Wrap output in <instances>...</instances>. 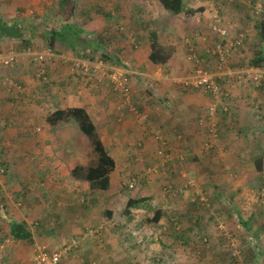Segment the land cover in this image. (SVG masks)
<instances>
[{
    "label": "crops",
    "instance_id": "crops-1",
    "mask_svg": "<svg viewBox=\"0 0 264 264\" xmlns=\"http://www.w3.org/2000/svg\"><path fill=\"white\" fill-rule=\"evenodd\" d=\"M194 1L196 0H182L183 13L173 15L160 8L157 5V0L147 2H141V0H0V53L10 49L18 54L43 52L48 49V46L41 36L42 31H45V34L52 31L60 32L72 37V40L75 38L79 41L77 47H74L75 49L72 47L69 53L55 55L45 60L42 69L46 72L48 82L37 81L36 73L40 67L36 63H32L30 57L29 59L27 57L20 59L11 69H0V126H7V129L0 128V142L5 143L6 133H15L14 139H24L21 140L20 145H30L28 140L31 136L28 132L31 131V126L35 134L33 140L34 142L37 140L38 146L36 153L31 151L32 160H39L41 153H45L48 162L43 160L36 163L42 166L52 165L56 169L41 180H38L37 177V185L33 184L34 190L32 188L28 193L32 197L31 206L26 205L20 199L17 204H14L13 196L19 192V185L14 182L17 178L0 181L1 198L6 201L8 212H10V208L17 211L16 207L21 206L23 213L32 215V223L38 228V236L43 237V242L46 237L53 236L57 240L54 242L56 244L59 239L64 242L65 237L68 238L70 235H81L79 238L82 241V249L74 257L76 264H98V262L100 264H123L145 258L152 259L154 251L152 252L151 249L145 254H143L144 252L135 255L132 253L133 247H129V245L136 239L134 236L145 235L143 240L138 239L142 251H146L148 246L157 245L155 250L160 252V248L165 247L163 241L166 239L165 236L152 234L155 229L165 224L164 217L156 226L152 227L148 220L152 219L153 214L152 212L146 214L142 205L130 209L125 215H122V210L121 213L115 212L109 205V203L112 204L115 195H119V191L116 190L117 194L111 195L112 178L121 174L122 168L127 167L126 171H130L134 166L133 160L135 159H131V157L133 149H136L137 141L143 145L142 152L144 151L146 156L145 168L160 166L161 159L155 156V144L150 139L151 133L159 134L166 140L167 154L171 155L172 160H185L186 152L195 154L198 160L195 165L200 169L202 166L204 168L202 173L205 175L204 177H207L201 185L200 191H203L202 188L205 185H214V181L222 185L216 191H208L212 199L211 204L220 205L211 209L216 214H224L228 205L233 214H240L237 208L241 204L240 194L243 187L245 188V198H247L252 180L263 178V175L254 171L249 174L247 168L254 165L260 154L264 155V136H261L264 134V126L261 124L264 120V97L262 95L264 88L254 90L253 87H257L254 82H251L250 85L242 86L240 84V88L234 89L232 96L221 107L227 112L224 113L223 109H219L214 122L215 126L217 125L219 128L220 134L217 148L222 146L221 154L222 157H225L227 166L232 168L235 165L238 170L241 168L242 171V179L239 180L240 177L235 175L229 182L231 184L239 180L242 183L241 188L236 190V185L232 191L234 199L239 192L235 201L225 202L224 199L227 189L223 183L227 182L226 180L230 176H226L225 172L221 170L216 178L214 177L215 173H209L210 171L215 172L212 169L214 163L207 157L206 152L200 150L203 149V144L207 140L208 130L204 126H198V120L205 115L210 100L203 92H185L178 82L180 77L186 76L192 70L191 64L186 61L187 48L193 47L194 53L198 57L206 58V50L213 41L207 24L210 18L211 2L210 0H198L197 3L191 5ZM243 1L229 0V3L228 1L223 3L216 0L214 7L219 9L222 14L227 12L228 16H230L229 11L235 10V15L228 17V22L231 25V21H234L244 30V26H248L254 17L253 11L258 12L264 7V0H249L248 3ZM232 3L236 5H232ZM223 5H226V11L220 8ZM247 5L248 7H246ZM251 5L252 7L255 5V8H252ZM188 10L195 11L196 14L187 15ZM199 10L201 11L199 12ZM58 13L61 14L60 18L55 17ZM255 30V34L251 32L252 30H244L249 32L250 36L243 50L245 51L243 55L246 56L245 60L239 59L235 55L236 57H232V63L235 62L232 64L234 67L231 68H238L235 65L243 61H250L254 46L256 50L260 47L259 39H251L258 35V30ZM152 31L156 33L162 45L170 46L172 50L169 61L161 66L153 65L148 59L150 54L148 37ZM180 36H183L182 41L179 39ZM131 38H135L137 44L136 42L130 43ZM101 57L108 59L105 64L111 68H113L112 65L114 67L119 65V63L115 64L119 58L120 64L128 63L130 68L125 70L130 71L132 97L134 104L139 109L141 108L144 118L142 123L131 125L130 128L126 126V123H129L127 119V122H123L124 126L120 127L115 122V113L108 106L113 100L115 101V97L111 99L107 98L106 94L104 95L110 89L108 80L105 79L107 84H102L99 79H95L96 76L82 77L74 66L75 61L86 62V60L97 65L100 63ZM211 62V60L206 61V67L213 70L214 65H211ZM249 67L251 66L249 65ZM131 79H133V83ZM6 80H11L15 87H20V89L14 88L13 85L12 87L7 86ZM233 81L234 79H232L230 88L236 87L233 86ZM105 87L106 89H104ZM115 103L111 105L113 106ZM67 108L85 109L91 121L96 125L99 135L102 134L101 138L103 137V139L101 140L104 146L110 151L109 154L114 160L115 169L111 175L110 187L105 192L90 190L87 183L78 181L71 174L75 167L89 165L88 158L83 153V150L86 149L85 143L83 144L85 136L74 129L75 124L69 121L50 126L47 123V117L52 112ZM148 124L151 127L150 131H148ZM37 126L41 130L39 133L35 132ZM8 127H16V129ZM257 147L263 149V153L257 151ZM251 149L255 153L249 159ZM117 150L125 151L121 153L120 159L115 158L113 151ZM235 151H237L236 155L233 154ZM234 161L237 162L231 163ZM21 165L23 166L24 163ZM172 166L176 169L174 164ZM169 168L170 165H167L165 172L160 169L159 178L161 180L165 177L169 179V174H167ZM181 168H184V165ZM142 170L144 169L141 167L140 171ZM191 171L197 173L199 169L194 167ZM23 175H21V181L28 180V176ZM250 177L252 179H249ZM199 179L201 180V178ZM176 181H179V178L173 179V182ZM7 189L9 191H6ZM250 189L252 190L251 187ZM105 193H109L108 195L111 196L107 197ZM159 195L161 194L147 197L140 195V197L152 198L154 196L156 199H162ZM191 196L193 198L198 196L201 201L204 200L199 192ZM216 197H219L222 202L218 203ZM229 200L231 201L230 198ZM1 203L0 200V216H3L4 220L7 215ZM180 208L182 207L178 208L179 211H183ZM81 212L83 213L81 214ZM55 213L62 215L60 217L62 221L56 223L50 219L49 215ZM192 213L197 214L198 211L192 208ZM244 213L250 214L247 210L242 211V214ZM242 218H238V220L244 222ZM14 222L16 221L14 220ZM19 222H23V220ZM25 222L27 223V221ZM252 222H248L246 226H242V223L239 224L240 227L236 225L230 231L236 233L238 230L246 232L252 229V244L257 251V253H252L260 254L262 257L264 255V238L259 239V236L262 237L264 234V221L262 223L260 221ZM256 223H259V226H255ZM27 224L29 230L30 225ZM219 224L222 223L214 224L212 219L204 217L199 223L198 220L195 221L196 226L193 229H198L197 231L204 232L209 236L215 225L219 234L217 230ZM90 226H94V229H91V231L93 230L92 237H90L91 232H84ZM30 234L31 240H34L35 234L33 232ZM94 235H96L95 238H93ZM216 236L215 232L211 235L212 248L215 249L216 255L213 256V259L206 261V264H226L223 261L219 263V256L222 254L219 247L221 237ZM79 238L77 237V239ZM153 238L157 244H153ZM37 240L40 239L37 237ZM2 241L0 238V243ZM21 242L25 243L24 241L19 243ZM22 252V261L29 264L31 258L26 260L28 254L26 251ZM141 254L144 257H141ZM131 257H136V259ZM260 259L258 258L259 263H261ZM65 260L66 264H74L73 261L68 262L67 256L64 257Z\"/></svg>",
    "mask_w": 264,
    "mask_h": 264
},
{
    "label": "rangeland",
    "instance_id": "rangeland-1",
    "mask_svg": "<svg viewBox=\"0 0 264 264\" xmlns=\"http://www.w3.org/2000/svg\"><path fill=\"white\" fill-rule=\"evenodd\" d=\"M198 0L194 1L192 4L190 2L191 5L197 3ZM203 1V0H200ZM226 2L229 0H219V2ZM236 0H234L235 2ZM243 1V0H242ZM245 1V2H244ZM244 3H248L249 0H244ZM211 4V12H210V18H209V23H207L208 25H210V19L212 14L214 13V11H216L217 9L214 7V3L216 2V0H210ZM235 3H232V5H234ZM236 5V4H235ZM248 7V5L246 6ZM252 7V5H251ZM222 8L224 11H226V5H223ZM232 8H234V6H232ZM255 8V5L252 7ZM264 7L262 9H260V11L256 12L253 11L254 13V17L252 18L251 23L248 26H244V30H248L251 31L252 33L255 34V29L259 30V22L260 19L263 15V19H264ZM218 11V10H217ZM223 11V12H224ZM229 11V10H227ZM219 12V11H218ZM256 12V13H255ZM220 13V12H219ZM229 15H235L236 11L232 10L229 11ZM261 14V15H260ZM221 15V14H220ZM224 15V16H223ZM222 16L224 17V21L227 22L228 21V14L227 12H224V14H222ZM56 18H60L61 14L58 13L57 16H55ZM231 27L229 28L227 26V28L230 29V33H232L233 35H239V34H243L244 35V40L243 42L236 47V51H235V55L237 57H239V59H244L243 56L245 54V51H243L245 49V44L246 42L249 40V32H245L244 30L241 29V27L239 25H237L236 22H232L231 21ZM208 31L210 33V35L213 37L212 32L208 26ZM210 36V37H211ZM183 36H180L179 39L182 41ZM252 40H258L259 39V31H258V35L251 37ZM133 42H136L133 41ZM215 43V39H213L212 44ZM137 44V42H136ZM209 48V47H208ZM255 46H254V50L253 52H255ZM236 56H232V57H236ZM198 57V56H197ZM232 57L230 58V67H234L232 64L235 63L233 61L232 63ZM199 60H201L203 62V68L206 69L207 71H212L211 69H208L206 67V61L211 60V58L209 57V55L206 53V58L203 57H198ZM212 61V60H211ZM123 67H117V66H113V68L108 67L106 65L101 66L100 67V71L98 73H94L93 69L90 70L89 75L87 76L88 78L90 77H95V79H99L100 82H102V84H107L106 80H108L109 85H110V89H108V91L106 93H104V95H107V98H111L113 99L115 97V101L113 100L112 103L116 102L115 105H111L112 103L108 104L109 108L113 111V113H115V117L116 120L115 122L120 126L123 127V122H127L129 121V123H126V126L131 128V125H138L140 123H142V121L144 120L143 118V114L142 112H140V110L138 108L134 107V101H133V97H132V88L129 89V93L127 95V99L123 96V94L117 90H115L114 88V84L112 81L114 80H122L124 77L128 79L129 83H130V87H132L131 81H130V71L129 70H125V69H129L130 67H128V63L127 62H123L122 63ZM211 65H214V61L211 62ZM235 67L238 68H232L233 70H243L247 67H249V61H243L242 63H239L237 65H235ZM37 74V73H36ZM246 74L249 76H244V77H240L237 80L233 81V86H236L235 88H230V84H232V80L229 79H225L224 81L220 82L221 85V89H222V96L224 98V100H221L220 103L216 106L215 108V112L213 116H210L208 113V110L206 109L205 115L200 117V120H198V126H204L207 128L208 130V136H207V140L205 141V144H203V149H200L201 151L206 152L207 157H209L214 165L212 167V169L215 172L210 171L209 173H215L214 177L216 178V175L219 174L218 172L221 170L223 172H225L226 176H230L225 182L223 183V185H225L226 187V191H225V202H233L235 201L238 196H239V192L238 194H236V197L234 199V197L232 196V191L234 189V187L236 186V190L242 187V183L239 182L240 179H242V171L241 168L238 170V167L233 165L232 168L227 166V162L225 157H222L221 154V148L222 146L217 148V145L219 142V128L217 127V125L215 126L214 122L215 119L217 117V113L219 111V109H223L221 108L222 105L224 104V102L226 100H228L230 98V96H232V91L236 88H240V84L243 86L245 85H250L251 82H254V85H257V87H253L254 90H257L259 88H264V70L258 69V71L255 72H251V70H247ZM38 74L36 75V79L37 81L40 82H48L47 78L44 79H40L38 76ZM99 76V77H98ZM106 79V80H105ZM92 80V79H89ZM94 80V79H93ZM132 83H133V79ZM243 82V83H242ZM236 83V84H235ZM263 84V86H261ZM91 86V85H90ZM13 87L16 89H20V87H15V85L13 84ZM86 89H89L88 87H86ZM106 89V87L104 88ZM110 91V92H109ZM113 95V97H111ZM264 97V94H262ZM210 104V103H209ZM210 107V105L208 106ZM226 107V105H225ZM224 107V108H225ZM123 110H127L126 114L122 113ZM225 112H227L226 110H222ZM131 117H130V114ZM128 119V120H127ZM131 119V120H130ZM127 120V121H126ZM119 121V122H118ZM261 122V121H260ZM262 126H264V120H262L261 122ZM76 126V125H75ZM74 129L76 131L77 127ZM148 131H150V125L148 124ZM209 127H210V131H209ZM0 128L2 129H7L6 127H2L0 126ZM10 129H16V127H8ZM121 129V128H120ZM30 130L29 136H31V138L28 140V142L30 143V145H20L21 139L19 138L18 140L14 139L16 134H8L6 133L5 136V143L1 144V147L4 148V154L0 156V181H5L7 179H15L17 178L16 175L17 174H23L27 175L29 172L32 171V166L30 165H25L22 166L21 164H18V159L19 156L26 153H29V151H34V153H36L38 146H37V140L35 139V134L30 126ZM41 130L38 128H35V132L39 133ZM33 136V137H32ZM100 136H102V134H100ZM261 136H264V134H261ZM4 139V138H3ZM28 139V138H27ZM103 139V137L101 138ZM33 140V141H32ZM25 142V141H24ZM85 143V144H84ZM83 144L85 145V148L83 150V153L87 156L88 158V162L90 163V159L91 155L93 154L90 150L89 147V142L88 139L86 137L83 138ZM143 146V145H142ZM136 149H133V154L131 159H135L133 160L134 166L131 167L130 171H126L127 167L122 168V171H120L121 174H117L115 175L114 178H112V183H111V195L117 194L116 191H119V195H115V198L112 202V204L109 203L111 209H114L115 212L117 213H121V210H123V208L126 205L127 200L131 197L137 198V196L139 195H144L145 197L150 196V195H158L161 194L159 196H161L162 199H156V197L152 196V199H150L151 205L152 207H162L163 206V210L167 211L168 214H173L174 211L178 210L179 207H182L180 209H184L185 207H189L187 205L188 202H194V198L191 196L192 194H197L199 192L200 195H202L204 197V204H197L196 206H198L200 208L199 212L203 217H209L210 219H212V223L214 222V224L221 222L222 224L217 225V230L219 231V234L216 231V225L214 226V229L212 230V234L215 232L216 233V237H223L226 235V237H229L230 241L229 243H231V245L233 246V249H235L234 254L237 255L236 259H242L241 257L244 256L243 254H245L247 247H249L251 249L252 252H256V248L253 247L252 244V237L249 233L253 232V230L251 229L250 231H246L244 232V230H238V232L234 233L231 232L230 229H233L235 227H231V228H227L226 225L227 223L233 218V219H237V217L242 218V220L244 222H249L251 223H255L260 221L261 223L264 221V174H263V178L259 177L257 179H253L251 185H249L252 190L250 189V187L248 188V194H247V198H245V188L243 187V190L240 194V201L241 204H239V207L237 208L240 212V214L235 215L231 212V210H229V205L225 208V213H221V214H216L214 213L211 209L217 206H220L219 204L215 203V204H211V200L207 199V197H205V194L203 191H200V187L201 185L204 183V180L207 179V177H204L205 175L202 173L203 172V167L201 166L198 167L196 164V162L198 161L195 154H193V152H186L185 155V160H181V159H175L172 160L171 155L167 158L166 161H164L163 159L160 162V166L159 167H146L144 166V162H145V154L144 151L142 152L143 149H141V147L138 145V141L136 143ZM223 149V148H222ZM252 149H254V147H252ZM251 149L250 153V157L249 159L252 158V154L255 153V151H253ZM165 150H167V146L165 145ZM257 151L263 153V149H261L260 147H257L256 149ZM172 151V150H171ZM115 152V158L120 159V155L122 152L125 151H113ZM174 152V151H172ZM224 152V151H223ZM129 153V152H128ZM153 153V152H151ZM234 155L237 154V151H235L233 153ZM32 155V154H31ZM240 155H242V153H240ZM261 155V154H260ZM155 156L157 157V155L155 154ZM166 156V155H165ZM259 157V156H258ZM154 160V158H153ZM172 160V161H171ZM196 160V161H195ZM225 162V163H224ZM237 161L231 162V163H236ZM28 163V160L24 161V164ZM172 164H174V166L176 167V169L172 166ZM167 165H170L169 171L167 172V174H169V179L165 177V179H160L159 176L161 174L160 169H163V171L167 168ZM184 165V168H181V166ZM215 166V167H214ZM120 167V166H119ZM143 168L144 170L140 171V168ZM196 168L199 169V171L196 172H192L191 169L192 168ZM51 168V166H50ZM52 173L56 170L54 167H52ZM121 168V167H120ZM248 168V173L251 174V172H256L254 169V165H251ZM58 169V168H57ZM65 169V168H63ZM172 170V171H170ZM137 171H140L139 173H137ZM150 171V172H149ZM148 172V174H147ZM157 172V173H156ZM165 172V171H164ZM202 173V175H200ZM207 173V172H206ZM136 175H143L141 176V178L139 179V181L137 182V184L134 186V188L130 189L128 188V185L131 181V179L133 177H135ZM145 175L149 176V178L145 179L144 181H142V179L145 177ZM200 175V176H199ZM235 175L237 177H240L239 180H236L234 183L229 184V182L231 181V179H233V177H235ZM199 176V177H198ZM175 178H179V181L173 182V179ZM201 178V180L199 179ZM249 179H252V177H250ZM29 180V178H28ZM165 180L164 182H161ZM220 181V180H218ZM16 184L20 185L19 182L16 180L14 181ZM29 184V189L34 190L33 187V183L31 181ZM10 184V183H9ZM6 185V184H4ZM21 186V185H20ZM18 186V187H20ZM222 186V185H220ZM22 187V186H21ZM116 190V191H115ZM217 189H211V191H216ZM6 191H9L8 189ZM23 190H20L17 194H15L13 196V202L14 204H17V201L23 200L24 203H26V205H30L32 204L31 202V195L29 194H24L22 195ZM206 195L208 196L209 192L206 191ZM8 194H11V192H8ZM107 197H110L111 195H108L109 193H105ZM13 195V194H12ZM167 195V196H166ZM171 195V196H169ZM10 197V196H9ZM229 198L231 199V201L229 200ZM1 200V204H3V208L6 211V215L7 218L3 220V216H0V238L1 240H3L0 243V264H27V262L22 261L21 259V255H22V251H26L28 256L26 260H29L31 258V261L29 264H34L36 258H38V253L40 251L44 252V253H51V252H61L63 253L62 258L63 260L61 261V264H66V260L64 261V257H68V262H72L74 264L75 263V255L77 254L78 251H81L82 246H81V235L79 236H73L70 235V237L66 238L65 237V241L63 242L61 239H59L56 244L54 242H56L57 240H55V238L52 237H46L45 241L43 242V237L40 238V235L38 236L37 233V227L35 225H33L32 223V215L31 214H25L22 211V207H16L17 211H13L12 208H10V212H8L7 210H9V208L6 205V201H4L3 198L0 199ZM105 200V199H102ZM9 201V200H8ZM196 201V200H195ZM220 201V200H219ZM218 201V203H219ZM222 201H220L221 203ZM162 203V204H161ZM224 203V202H223ZM247 207V209H246ZM248 211V213H250L249 215L247 214H242V211ZM263 210V211H261ZM261 211V213H260ZM83 212H81L82 214ZM188 215L185 216V221H190L193 222V215L190 212H187ZM258 213V214H256ZM4 214V213H3ZM142 214V213H141ZM229 214V216H227ZM195 215V214H194ZM62 215L60 213H55L54 215H49L50 219L55 221L56 223L58 221H62L61 217ZM175 216V215H174ZM236 217V218H234ZM12 218V219H11ZM43 218V217H41ZM202 218V217H201ZM9 219V220H8ZM11 219V220H10ZM14 220L16 222H19L21 220H23V222L25 224H27L29 226V231L33 232L35 234V239L34 240H29V241H24L25 243L20 241H14L13 239H10L8 236V227L10 225V222ZM27 221V223L25 222ZM182 220H174V223L171 225L170 222H168L166 220L165 217V224H163L162 226H159L158 229H155L152 234H157V235H163L165 236V240L164 241V245L165 247L163 249L160 248V252L156 251L155 249H157V245L154 246H148L146 247V251H142L141 249V243L138 242L139 240H143V238L145 237V235H142L141 237L138 236H134V238H136L134 241H132V244L129 245V247H133L132 253L137 254V253H142L145 254V252H147L149 249H151V251H154L153 256H155V258L153 257V259H148L145 258L143 260V264H202L201 260L202 259L198 256V251L200 252V250L203 248L200 244L202 237H206L209 239V247H212V241H211V235H201L198 237V235L201 234V232L197 231L198 229H196V233L195 234H191L192 236H189V230L192 229V227H190L185 221ZM238 226L240 227V225L238 224ZM255 226H259V223H256ZM36 227V229H35ZM94 229V226H90L87 229L84 230L85 233H87V230H91ZM160 229V230H159ZM177 229H184L181 230L183 231L182 236L184 237L183 240L177 239L176 236V231H178ZM241 229V228H240ZM7 231V232H5ZM93 231V230H92ZM194 232V230H192ZM264 231V230H263ZM185 233V234H184ZM138 235V234H137ZM260 235V234H259ZM264 234H262V237L259 236V239L264 238L263 236ZM37 237L40 240H37ZM77 237L79 239H77ZM92 237V236H90ZM88 237V238H90ZM96 235H94L93 238H95ZM153 237V236H152ZM256 238V236H255ZM253 238V239H255ZM73 242V243H72ZM154 242V243H153ZM153 244H157L154 241L153 238ZM63 244H65L63 246ZM72 245V246H70ZM205 245V244H204ZM207 248V247H205ZM162 252V253H161ZM143 254H141V257ZM238 256L240 258H238ZM84 257V256H83ZM150 257V256H147ZM132 259H136L131 257ZM153 260V262H152ZM243 260V259H242ZM146 261V262H145ZM244 261V260H243ZM253 262L251 264H258L259 260L258 257L256 256L255 260H252ZM80 262H83V260H80ZM138 264V261H132L130 263L124 262L123 264ZM232 263V262H231ZM98 264H100V262H98ZM109 264V263H108ZM111 264V263H110ZM230 264V263H228Z\"/></svg>",
    "mask_w": 264,
    "mask_h": 264
},
{
    "label": "trees",
    "instance_id": "trees-1",
    "mask_svg": "<svg viewBox=\"0 0 264 264\" xmlns=\"http://www.w3.org/2000/svg\"><path fill=\"white\" fill-rule=\"evenodd\" d=\"M147 1H149V0H141V2H147ZM157 5L160 8H163V9L171 12L173 15L183 13L182 0H157ZM217 10L219 11V9H217ZM200 11L201 10H199V12ZM219 12L222 15V12L221 11H219ZM194 14H196L195 11H191V10L187 11V15L192 16ZM258 26H260L259 30H258L259 31L260 47L258 48V50H256L255 52L252 53V57L249 61V65L252 68L264 70V19H263V15L260 19ZM44 34H45V31L44 32L42 31L41 36H42L44 42L46 43V45L48 46L47 48L53 52L54 56L55 55L60 56V55H64L66 53H69V51H71V48L73 47V49H75L77 47V43H79V41L77 39L74 38L72 40L71 39L72 37H68V36H66L60 32L57 33L55 31H52V32H49L45 35ZM148 38H149V43H150V54L148 57L149 61L155 66H161V65L166 64L169 61L170 56L172 54V50L170 49V46L162 45L159 41V38L157 37V35L154 31H152L150 33ZM214 39H215V43L218 42V38H214ZM135 40H136L135 38H131L130 43H132ZM99 60H100V63H102L103 65H106L105 62L108 59H106L105 57H101ZM113 60H115V59H113ZM117 63H119V65ZM115 64H117L115 66L123 68V65L120 64V58H119V61L115 62ZM120 65H122V66H120ZM39 67L40 68H39V71L37 72V74H39L40 72H43V74H41L39 78L45 80L47 78L46 72L42 69V64L39 65ZM89 73L87 75H84V74H82V72H80L82 77H87L89 75ZM189 74H187V75H189ZM125 81H126V85L128 86V88L131 89L132 87H130V83H129L127 78H125ZM179 84L181 85V87L183 88V90L185 92L186 91L196 92V90H192L190 88L185 87L181 82H179ZM209 99H211V98L209 97ZM221 100H224V98L221 97ZM134 107L138 108L137 105H135V104H134ZM139 110L141 112V108ZM126 112H127V110L122 111V113H124V114H126ZM130 117H131V114H130ZM69 121L73 122L76 125L78 132L83 134L88 139V142L90 144L89 145L90 150L93 153L91 155L92 159H90L91 162L89 163V165L87 167H75L71 172L72 176L75 179H77L78 181H82V182L87 183L89 185L90 190H92V191H103V192L107 191L110 187L111 175L115 169V163H114V160L112 159L111 155L109 154L110 151L108 149H106V147L104 146V144L101 140V136L97 132L96 125H94V123L91 121V119L88 116V114L86 113L85 109H83V108H67L64 110L63 109H57L56 111L52 112V114H50L47 117V123L50 126H56L60 122H69ZM150 139L155 144L154 152L157 149L162 148L166 142V140L159 134L153 135L151 133ZM138 145L141 147V149H143V146L141 143H138ZM3 154H4V148L1 147V145H0V156ZM46 156L47 155L45 153H41L40 159L37 160V158H36L37 161L32 160L33 156L31 155V151H29V153L25 152L24 154L19 156L18 164L24 163L25 160H28V163L24 164L23 166H25V165L32 166V171L26 175V176H28L29 180L21 181V179H22L21 175H23L24 173L16 175L17 181L22 186L21 187L19 185L20 186L19 191L23 190L21 193L22 195H24L26 193L28 194L30 192L29 185H31V184H29L30 182H28V181H31L34 185H37V182H36L37 177H38V180H41L48 173H52V169H53L52 165L42 166V165H38L36 163L38 161L42 162L43 160L47 161ZM50 166H51V168H50ZM254 169L259 175H263V172H264V155H260L255 160ZM148 177L149 176H145L142 179V181H144ZM26 184H29V185L26 186ZM219 187H222V186H220L217 181H214V185H205V186H203L202 190H203L205 196L207 197V199L212 200L209 195L208 196L206 195L205 192L211 191V189H218ZM1 196H2V187L0 186V198H1ZM169 196H171V195H169ZM195 197L196 198H194V202H188L187 203V205L189 207H185L183 209V211H179V209H178V210L174 211L173 214H168L167 211H164L163 206L157 207V208L152 207L151 200H150V199H152L151 197L141 198L140 195L137 196V198L135 197V199L130 197L126 202L125 208H123V210H122V215L127 214L130 209L136 208L137 206L142 205L146 214L148 212H152L153 217H152V219H149L148 222H150V224L153 227V226H156L160 222L162 217H164V218L166 217V220L168 222H170L171 225L174 223L175 219L185 221L184 218H185V216L188 215L187 212L192 213V208H193V209H196L198 211L197 214L192 213L193 222H190V221H187V222L185 221V222L190 227H192V229H190L188 231L189 236L194 237L191 234L192 233L195 234L197 232L196 230L193 229V227L196 226L195 221L198 220V223H199L201 221V219L204 218L199 212L200 208L196 205L197 204L202 205V203L204 204V202H205V201H201L198 196H195ZM216 200L219 201L220 198L216 197ZM6 218H7V216H6ZM237 218H239V217H237ZM241 223H242V226H246L248 221L242 222V221H240V219L237 220V219L232 218L227 223L226 227L229 229L231 227H235L238 224L241 225ZM177 230L178 231L175 230V232H176L175 234L177 236V239H179V241L183 240L184 239V237L182 236L183 231H181V230H184V229H177ZM192 230H194V232ZM9 232H10V234L8 235L9 238L13 239L14 241H29L31 239V234H30L29 230L27 229V226L24 222H13L12 221L9 225ZM203 234L206 235V233L203 232L200 235H198V237L203 235ZM249 234L252 236L253 232H250ZM229 242H231V241L228 237H226V236H224V238L221 237V241L219 242V247H220V253H222V254L219 256V263H221L223 261L226 264H228V263H230V264H251L253 262L252 260H255V258L257 256L259 259L261 258L260 259L261 263H258V264H264V255L262 257H260V254L254 255L249 247H247L245 254H243L244 256L241 257L244 261L242 259H239V260L236 259L237 255L234 254L235 249H233V246ZM200 244L203 248L200 250V252L198 251L197 257L200 256V258H202V259H199L202 261L201 263L206 264V261H208L209 259H213V256L216 255V251L212 247L208 248L210 244H209V239L206 237H202ZM223 245H224V248H223ZM70 246H72V245H70ZM205 247H207V248H205ZM153 257L155 258V256H153ZM153 257H152V259H153ZM238 258H240V257L238 256ZM142 262H143V260H140V261H138V264H142ZM152 262H153V260H152ZM135 264H137V263H135Z\"/></svg>",
    "mask_w": 264,
    "mask_h": 264
},
{
    "label": "built area",
    "instance_id": "built-area-1",
    "mask_svg": "<svg viewBox=\"0 0 264 264\" xmlns=\"http://www.w3.org/2000/svg\"><path fill=\"white\" fill-rule=\"evenodd\" d=\"M227 26L228 24L224 21L220 13L217 10L214 11L211 16L209 25L211 32L218 38V42H216L210 50L211 57L215 58L216 60L214 71L209 72L204 69L202 63H200V61L191 54L187 58V60L194 62L195 68L189 75L179 80V82H181L187 88H190L192 90H200L208 94V96L211 98V106L208 109V113L210 116L214 115L215 108L221 101L222 89L220 82L222 81V78L236 77L238 79L243 75V73L236 74L227 68L226 63L230 53L233 52L235 48L243 42V35H233L232 33H230V30L229 28H227ZM26 57L28 59L30 57L32 63L41 65L47 58L54 57V54L50 49H46L41 53L34 54H18L14 50L10 49L7 52L0 53V69H11L18 63L20 59ZM75 62L76 63L74 64V66L76 70H79V72H82V74L84 75H87L91 69H93L94 73H98L101 70L100 67L102 66L100 63H98L97 65H93L90 61L87 60L86 62ZM41 74H43V72H40L38 76H40ZM244 75L247 74L245 73ZM112 82L114 84L115 90L121 92L127 99L129 88L126 85L125 78H123L122 80H114ZM5 83H7V86L12 87L13 85V82L11 80H6ZM134 184L135 181H132V183L128 187L132 189L134 188ZM40 251L37 254L38 258H36L34 264H61L63 253H40Z\"/></svg>",
    "mask_w": 264,
    "mask_h": 264
},
{
    "label": "clouds",
    "instance_id": "clouds-1",
    "mask_svg": "<svg viewBox=\"0 0 264 264\" xmlns=\"http://www.w3.org/2000/svg\"><path fill=\"white\" fill-rule=\"evenodd\" d=\"M222 16V15H221ZM223 17V16H222ZM223 19H224V17H223ZM227 24H228V27L230 28L231 26H230V24H229V22L227 21L226 22ZM230 30V29H229ZM212 35H213V39L214 38H217L213 33H212ZM243 35V34H242ZM243 40H244V35H243ZM214 44L215 43H213L211 46H209V48L206 50V53L209 55V57L211 58V60L212 61H214V68H213V70L212 71H214V69H215V65H216V60H215V58H212L211 57V55H210V50L212 49V47L214 46ZM187 55H186V61L189 63V64H191V68H192V70L195 68V63L194 62H191V61H188L187 60V58L192 54V55H194L198 60H199V58L197 57V55L194 53V49H193V47H191V46H189L188 48H187ZM235 51H236V49L233 51V52H231L230 53V55H229V57L227 58V68L229 69V70H231V71H233L234 73H243V75H242V77H244V76H246V75H244L245 73H246V71L247 70H251V72H255V71H258V69H256V68H252V67H247V68H245L244 70H242V71H237V70H233L231 67H230V58L232 57V56H235ZM200 61V63H202V65H203V62L201 61V60H199ZM102 66H104L102 63H100ZM192 70H191V72H192ZM212 71H209V72H212ZM187 76V75H186ZM185 76H183V77H180V79H182V78H184ZM179 79V80H180ZM225 79H229V80H232V79H234V80H237L238 81V79L236 78V77H232V78H228V77H224V78H222V81H224ZM196 92H202V91H200V90H196ZM204 94H206L207 96H208V94L207 93H205V92H203ZM209 97V96H208ZM210 100V106H211V99H209ZM209 109V107L207 108V110ZM199 120H200V118H199ZM165 145H166V142H165V144H164V146L162 147V148H160V149H157L156 151H155V154L158 156V158L159 159H163L164 161H166L167 160V158L169 157V155L167 154V150H165ZM159 153H161V154H159ZM166 155V156H165ZM150 172V171H149ZM147 174H148V172H147ZM141 176H143V175H136L135 177H133L132 179H131V181H130V183H129V185L132 183V181H135V184H134V186L137 184V182L139 181V179L141 178ZM145 176H147V175H145ZM137 181V182H136ZM128 185V186H129ZM129 188V187H128ZM87 232H91V236L93 235V232L91 231V230H88ZM62 260V259H61Z\"/></svg>",
    "mask_w": 264,
    "mask_h": 264
}]
</instances>
